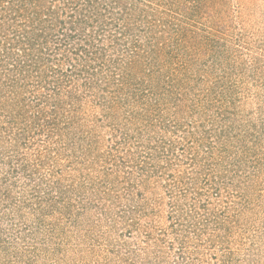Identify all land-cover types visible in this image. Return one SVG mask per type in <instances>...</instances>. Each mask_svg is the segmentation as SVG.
Wrapping results in <instances>:
<instances>
[{"label":"trees","instance_id":"1","mask_svg":"<svg viewBox=\"0 0 264 264\" xmlns=\"http://www.w3.org/2000/svg\"><path fill=\"white\" fill-rule=\"evenodd\" d=\"M227 1L0 0V262L60 254L92 211L135 226L118 208L148 182L125 175L122 189L115 175L138 151L105 152L97 131H184L187 116L219 112L230 88H202L213 67L201 65L231 49L200 21ZM159 149L138 164L147 178L180 160L175 147ZM173 172L182 184L185 171Z\"/></svg>","mask_w":264,"mask_h":264},{"label":"rangeland","instance_id":"2","mask_svg":"<svg viewBox=\"0 0 264 264\" xmlns=\"http://www.w3.org/2000/svg\"><path fill=\"white\" fill-rule=\"evenodd\" d=\"M200 22L231 49L216 66L211 57L201 65L213 67L202 88L224 95L230 88L222 109L187 116L184 131H97L105 152L117 144L123 152L138 151L115 175L122 189L125 175L137 187L148 182L117 211L130 209L136 224H118V216L115 224L101 223L92 211L60 254L51 245L52 253L44 251L35 264H264V0H228L217 18ZM168 145L180 160L173 158L167 170L161 164L147 178L138 164ZM173 169L185 171L182 184ZM215 184L219 194L210 193Z\"/></svg>","mask_w":264,"mask_h":264}]
</instances>
